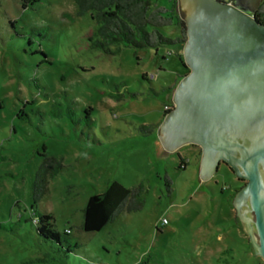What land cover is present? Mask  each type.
<instances>
[{
    "label": "rangeland",
    "instance_id": "374dc122",
    "mask_svg": "<svg viewBox=\"0 0 264 264\" xmlns=\"http://www.w3.org/2000/svg\"><path fill=\"white\" fill-rule=\"evenodd\" d=\"M171 6L149 0L150 12ZM99 27L76 0H0V264H264L238 225L236 177L201 180L196 147L168 152L159 140L183 47L106 53L94 45ZM159 31L180 36L176 23ZM43 155L62 168L36 209L62 245L32 221ZM112 182L142 184L143 208L83 232L89 197Z\"/></svg>",
    "mask_w": 264,
    "mask_h": 264
},
{
    "label": "water",
    "instance_id": "95a60500",
    "mask_svg": "<svg viewBox=\"0 0 264 264\" xmlns=\"http://www.w3.org/2000/svg\"><path fill=\"white\" fill-rule=\"evenodd\" d=\"M261 1L179 0L189 71L174 88L158 137L168 152L199 146L202 180L222 161L246 181L233 205L264 262V24L255 17Z\"/></svg>",
    "mask_w": 264,
    "mask_h": 264
},
{
    "label": "trees",
    "instance_id": "16d2710c",
    "mask_svg": "<svg viewBox=\"0 0 264 264\" xmlns=\"http://www.w3.org/2000/svg\"><path fill=\"white\" fill-rule=\"evenodd\" d=\"M171 2L170 9L157 7L150 12L149 0H76L78 15L91 13L93 20L99 23L100 27L96 32L99 41L94 45L106 53H111V46L119 44L135 50L147 48L157 50L160 46L175 44L183 47L186 40L185 22L175 12L177 1ZM255 17L264 24V0L261 1ZM174 23L179 26L180 36L176 39L164 37L159 29L170 27ZM177 56L187 74L188 68L184 64L183 56L181 54ZM142 79H147L146 75H143ZM165 107L167 110L163 115L170 111V107ZM67 112L70 116L74 113L70 107L67 108ZM43 157V163L38 168L33 183L32 221L39 235L62 245L61 235L53 228V217L36 209L39 199L47 191L48 180L62 168L61 162L46 155ZM143 192L142 184L126 188L118 182L110 183L102 193L89 197L83 209L82 231L99 232L122 213L140 211L143 208ZM0 227L3 228L1 224ZM69 233L70 231L65 232L64 236Z\"/></svg>",
    "mask_w": 264,
    "mask_h": 264
},
{
    "label": "flooded vegetation",
    "instance_id": "af4514ba",
    "mask_svg": "<svg viewBox=\"0 0 264 264\" xmlns=\"http://www.w3.org/2000/svg\"><path fill=\"white\" fill-rule=\"evenodd\" d=\"M188 71H189V70H188ZM171 108H172V107H171ZM170 110H171V109H170ZM190 146H194V147L197 148L196 156H197V158H198V160H199V165H200V160H201V156H202V150H201V148H200L199 146H197V145H190ZM198 167H199V166H198ZM221 169H225V170L228 171L229 173L233 174L232 171L229 169V167H228L226 164H224V162L219 161L218 166H217V169H216V173H217L218 171H220ZM216 173H215V174H216ZM233 175H234V174H233ZM236 179H237V178H236ZM237 181L239 182V188H238L237 190L241 189V188L246 184V181L243 180V179H237ZM237 190H236V191H237Z\"/></svg>",
    "mask_w": 264,
    "mask_h": 264
},
{
    "label": "built area",
    "instance_id": "2783aa9c",
    "mask_svg": "<svg viewBox=\"0 0 264 264\" xmlns=\"http://www.w3.org/2000/svg\"><path fill=\"white\" fill-rule=\"evenodd\" d=\"M165 109L167 110V107H165ZM66 232H69L68 230Z\"/></svg>",
    "mask_w": 264,
    "mask_h": 264
},
{
    "label": "crops",
    "instance_id": "0c3cea01",
    "mask_svg": "<svg viewBox=\"0 0 264 264\" xmlns=\"http://www.w3.org/2000/svg\"><path fill=\"white\" fill-rule=\"evenodd\" d=\"M199 170V169H198ZM202 180V179H201Z\"/></svg>",
    "mask_w": 264,
    "mask_h": 264
}]
</instances>
